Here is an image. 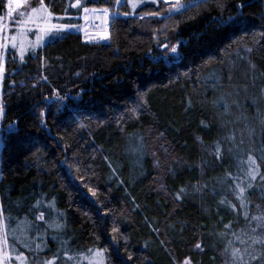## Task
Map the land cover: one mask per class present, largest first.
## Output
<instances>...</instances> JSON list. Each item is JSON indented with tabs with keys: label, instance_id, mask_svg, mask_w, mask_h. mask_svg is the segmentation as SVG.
<instances>
[{
	"label": "trees",
	"instance_id": "1",
	"mask_svg": "<svg viewBox=\"0 0 264 264\" xmlns=\"http://www.w3.org/2000/svg\"><path fill=\"white\" fill-rule=\"evenodd\" d=\"M133 1L134 10L128 0H44L65 24L81 23L84 8L107 9L108 42L63 31L24 60L9 54L1 125L18 122V133L3 139L2 219L22 221L54 201L75 237L60 247L71 256L101 250L106 264H248L249 256L234 261V238L251 229L264 239V220L253 219L264 217V190L258 207L236 202L240 177L217 155L235 130L217 100L255 88L234 78L239 58L264 90V0H205L174 15L168 0ZM240 4L242 27L217 22L238 16ZM258 95L252 89L240 101Z\"/></svg>",
	"mask_w": 264,
	"mask_h": 264
},
{
	"label": "rangeland",
	"instance_id": "2",
	"mask_svg": "<svg viewBox=\"0 0 264 264\" xmlns=\"http://www.w3.org/2000/svg\"><path fill=\"white\" fill-rule=\"evenodd\" d=\"M136 2L133 1L132 3ZM168 2L171 4L170 11H172L177 5L192 3L193 0H168ZM21 11L30 13L31 7L28 8V0H24L23 6L16 10L13 21L10 22L8 20L7 14L4 16L5 27L3 32L0 33V45H3V47H0V125L2 124L5 113L1 101L2 77L6 70V61L9 54L21 60L20 48L23 46L24 60L31 51H36L46 43L53 41L51 33L39 31L36 23H26L23 25L16 23L17 20L22 19L19 16V12ZM101 11L105 13L104 10ZM91 13L83 14L82 21L78 24H65L61 21L62 19L52 13V16L49 18V23L69 25L71 27L63 31L80 32L86 41L107 43L109 40L108 33L103 35H92L88 33V29L90 30L88 23ZM106 17V24L109 27L112 14L107 11ZM26 18V16L23 17V19ZM39 27H43L42 22H40ZM11 36H16L17 39L15 41L11 40ZM38 37H40L39 40ZM13 44L16 46L13 47ZM237 62H234L236 64L233 67L235 68L233 69L234 78H247L255 86V88L251 87L249 90L253 89L259 95L255 99L249 100V102L245 100V103L244 101L241 102L240 99L247 91L249 92L247 88H243L242 90L230 89L225 96L217 100L218 105L225 106L226 111H228L227 116L230 120L225 121L224 125L228 126L229 129L235 130L232 136H223L220 143L217 144V147H219L220 155L226 159L227 168L233 166L235 168L234 173L240 177V180L237 182L238 189H236V196L234 197L239 206L245 209L258 207L259 202H256V200L260 199V193L262 194L264 190V185L258 183L260 181L264 182V161L260 162L256 157V155H259L264 159V90L259 87L261 77L252 72L247 73L248 67H252V64L250 65L251 62L246 58H239ZM227 75V73L224 74L225 77H228ZM245 109L246 114L244 113L241 116L240 112H245ZM2 147L3 140H0V162ZM250 156L255 161L254 164L249 160ZM253 175L255 179H253ZM241 188L244 189L242 193L240 191ZM247 194H251L248 201ZM18 212H23V210H18ZM32 212L31 215L34 216L33 218H30V215L29 218L27 216L22 221L14 219L13 217H9L8 220H3V212L2 215L0 214V264H44L43 262L47 264L50 261L54 262V264H100L101 261L102 264H106L104 255H96L97 250L80 256H71L69 250H65L68 248V244L70 246L74 245L75 237L69 236L72 230L70 229L67 216L58 209L54 201L40 202V204L33 206ZM41 213H43L44 219L38 220L37 217ZM245 213L243 214L245 215ZM248 214L250 215L249 211ZM56 224L62 225V227L57 228L54 226ZM49 225L53 226L50 227ZM254 234L255 231L251 229L248 230L245 236H242V230L238 232V235L234 238V244H236L234 250L238 249V244H244V250L241 251L239 249L236 256L241 257L237 260L235 256L234 261L239 262V260H244L243 257L249 256L251 259L248 260V264H264V249L262 248L264 244L254 243V240L260 239ZM11 245H14L13 247L16 249L11 248ZM61 246H64L65 249L60 248ZM45 254L50 255L48 261L45 258L42 260L43 262L41 260L34 261V258L43 257ZM17 257H21V259H17ZM253 257H259V259H253ZM185 264L191 263L186 261Z\"/></svg>",
	"mask_w": 264,
	"mask_h": 264
},
{
	"label": "snow or ice",
	"instance_id": "3",
	"mask_svg": "<svg viewBox=\"0 0 264 264\" xmlns=\"http://www.w3.org/2000/svg\"><path fill=\"white\" fill-rule=\"evenodd\" d=\"M3 0H0V3H2ZM122 2V0H116L117 4H120ZM129 3H132V0H128ZM153 2L155 3L156 0H153ZM163 2L167 3V0H163ZM205 0H193L192 3H188V4H180L177 5L172 11H170L169 15H174V14H182L184 11L190 10L193 7H198L201 3H204ZM24 4V0H8L7 2V18L8 20L11 22L14 19V13L16 12L17 9H20ZM79 5V0H76L75 4H72V7H77ZM136 4L132 3V7L133 10L136 8ZM246 5L244 4H240L238 5V16H229L227 19H220L217 22L223 26V27H232V28H238V27H242L245 23V21L239 19V17L243 16V8ZM89 10L87 8H84V12H88ZM105 13L107 14V9L104 10ZM19 16L22 19H19L16 21V23L18 24H26V23H36L38 25L39 31L43 32V33H51V38L53 40L58 39V38H63V34L62 31L63 30H67L69 29L71 26L69 25H63V24H50L49 23V18L52 16V13L48 10L47 6L44 4V0H39V7H32L30 13H25L23 11L19 12ZM27 17L26 19H23V17ZM143 19V17H141ZM4 16H0V33L3 32L4 30ZM40 22L43 23V27H39ZM11 40L15 41L17 39L16 36H11L10 37ZM40 39V37H38V40ZM16 45L13 44V47H15ZM0 47H3V45H0ZM164 47H168V45H164ZM251 51V50H249ZM20 52H21V60H23V53H24V48L23 46H21L20 48ZM171 52L172 53H177V47L176 46H172L171 47ZM42 126H46L44 124V122L42 121ZM18 133V122H14L12 124H9L6 128L3 127L2 125H0V140H3L6 136H11L13 134H17ZM219 147H217V155L219 156ZM249 160L252 161V163L254 164L255 161L252 160V157H249ZM251 174V173H250ZM253 179H255V176L253 175ZM249 187H251V185H249ZM89 191H91V189H89ZM184 190L181 189V192H183ZM241 193L244 191V189H240ZM85 196L87 194H84ZM93 195H95V193H93ZM179 195L177 196V199H179ZM3 212V207L0 206V214H2ZM245 215H247V213H245ZM38 220H43L44 216L43 213L40 214V216L37 217ZM253 219L256 220H264V217H253ZM50 227H52L53 225H49ZM55 227L59 228L62 227V225L56 224L54 225ZM225 227H230V225H225ZM112 231L114 233H119V228L117 227H113ZM114 239V238H113ZM261 243L264 244V239H259V240H254V243ZM125 245H127V240L124 241ZM27 246V245H26ZM37 247H39V245H37ZM197 247H199V245H197ZM239 252V249H235L233 251V256H236L237 253ZM117 254H119V248H117ZM97 256H102L103 253L101 250H97L96 252ZM17 259H21V257H17ZM133 259L132 255L129 254L127 257L128 261H131ZM253 259H259V257H253ZM47 264H54V262H47ZM100 264H102V261L100 262ZM125 264H127V262H125Z\"/></svg>",
	"mask_w": 264,
	"mask_h": 264
},
{
	"label": "bare ground",
	"instance_id": "4",
	"mask_svg": "<svg viewBox=\"0 0 264 264\" xmlns=\"http://www.w3.org/2000/svg\"><path fill=\"white\" fill-rule=\"evenodd\" d=\"M93 18H99L97 21H95V22H97V25L94 26V24H93V28L94 29H99V28H103L104 27L105 23H104L103 15L93 14L92 15V19Z\"/></svg>",
	"mask_w": 264,
	"mask_h": 264
},
{
	"label": "built area",
	"instance_id": "5",
	"mask_svg": "<svg viewBox=\"0 0 264 264\" xmlns=\"http://www.w3.org/2000/svg\"><path fill=\"white\" fill-rule=\"evenodd\" d=\"M97 25V22H94V26H96Z\"/></svg>",
	"mask_w": 264,
	"mask_h": 264
}]
</instances>
